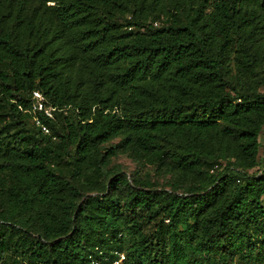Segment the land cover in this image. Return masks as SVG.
<instances>
[{
  "label": "trees",
  "instance_id": "obj_1",
  "mask_svg": "<svg viewBox=\"0 0 264 264\" xmlns=\"http://www.w3.org/2000/svg\"><path fill=\"white\" fill-rule=\"evenodd\" d=\"M263 125L264 0H0V264H264ZM120 149L193 183L105 192Z\"/></svg>",
  "mask_w": 264,
  "mask_h": 264
},
{
  "label": "rangeland",
  "instance_id": "obj_2",
  "mask_svg": "<svg viewBox=\"0 0 264 264\" xmlns=\"http://www.w3.org/2000/svg\"><path fill=\"white\" fill-rule=\"evenodd\" d=\"M157 24L159 25V22ZM27 122L28 125H32V120H28ZM119 139L120 137L112 138L103 145L109 147L111 144L118 142ZM259 142V164L249 170L251 173L257 174L261 173L262 166H264V125L259 134ZM106 168L110 170L105 178L107 185L111 184L112 177L124 175L131 188L147 187L154 190L167 189L178 190L180 192V190H184L192 184L194 180L192 175L176 169L172 158L166 155L164 156V161L160 162L153 158L136 156L128 149H120L116 155L111 156ZM126 188V184L116 183L107 187L105 192L123 197L125 196ZM91 193L96 194V192ZM262 200L264 203V196ZM164 223L168 224L167 220H164ZM143 226L144 231H149L153 229L154 224L151 222ZM123 237L127 240L130 236L123 232ZM155 240L159 241L158 239Z\"/></svg>",
  "mask_w": 264,
  "mask_h": 264
},
{
  "label": "built area",
  "instance_id": "obj_3",
  "mask_svg": "<svg viewBox=\"0 0 264 264\" xmlns=\"http://www.w3.org/2000/svg\"><path fill=\"white\" fill-rule=\"evenodd\" d=\"M57 110L56 107L47 104L43 94L38 90H33L31 103L29 108L27 109L28 113L31 114L32 121L40 126L41 130L44 133L49 132V128L46 124L42 123L40 117L53 119L54 112ZM124 255L120 254L118 258L114 259L110 264H123ZM93 264H97V262L92 261Z\"/></svg>",
  "mask_w": 264,
  "mask_h": 264
}]
</instances>
